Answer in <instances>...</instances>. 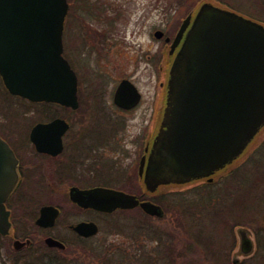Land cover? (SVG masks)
<instances>
[{
	"label": "water",
	"instance_id": "water-1",
	"mask_svg": "<svg viewBox=\"0 0 264 264\" xmlns=\"http://www.w3.org/2000/svg\"><path fill=\"white\" fill-rule=\"evenodd\" d=\"M68 10L67 0H0V76L12 95L79 108L78 78L63 56ZM191 19L184 20L175 38L178 45L188 29L170 70L162 125L146 168L144 183L150 192L214 175L239 158L264 126V25L209 2ZM163 35L155 33L158 39ZM140 99L129 80L120 83L114 97L124 109L135 107ZM68 127L60 118L39 123L31 139L40 151L58 153ZM36 133L55 134L57 145L50 150L38 143L42 140ZM2 142L7 153L0 159V232L6 234L9 214L4 202L18 175L17 160ZM71 198L107 213L140 206L151 216L164 215L159 205L113 189L73 188ZM56 215L46 207L38 223L53 225ZM75 229L84 236L98 231L95 224L86 223ZM47 243L64 248L54 239ZM243 245L246 253L252 252L250 239Z\"/></svg>",
	"mask_w": 264,
	"mask_h": 264
},
{
	"label": "rangeland",
	"instance_id": "rangeland-1",
	"mask_svg": "<svg viewBox=\"0 0 264 264\" xmlns=\"http://www.w3.org/2000/svg\"><path fill=\"white\" fill-rule=\"evenodd\" d=\"M204 2L234 10L264 25V0H71L72 13H76L81 19H78L80 22L72 29V37L70 34L65 41L64 56L78 78V97L82 94V108L85 109V113L66 112L62 110V106L48 108L45 107V103H32L8 92L9 95H6L5 88L0 84L1 120H5L4 125L7 127H21L24 134L36 121L55 117L53 110L55 114L58 112L64 118L69 117L73 125H124L135 132L141 126H151L155 109L159 106L158 97H162L159 96L161 90L157 79V62L155 59L150 61L148 57L161 58L165 45L163 40L155 37V33L161 30L168 36H173L183 19ZM101 3H106L108 7L114 5L118 9L117 14L107 11L109 8L105 11L99 9ZM123 78L133 80L143 94L141 104L130 113L119 110L113 103V93ZM99 104L111 114L90 116L94 113L87 110L96 109ZM45 114L49 116L42 118ZM239 173L237 179L234 177V183L237 184L234 189L238 190V183L241 180L244 193L243 196L235 199L227 192L234 184L229 183L233 182L229 179ZM178 190L175 186L163 189L166 193L161 202H159V192L155 191L156 193L151 194L154 201L159 200L158 203L164 206L167 213L165 218H146L138 210L115 213L107 218L99 217L100 223L105 225L101 237H107V232H115L116 234L109 236V240L128 241L129 236L133 234L132 230L136 231L144 225L147 229L150 228L147 250L141 257L136 258V264H171L176 258L179 264H207V260H203L201 256L207 251L204 247L205 243H201L203 246L197 245L192 235L196 238L199 232L198 239L203 240L206 237L210 239L209 233L213 228H208L206 224L209 227L213 224L214 228H217L219 222L218 216H212L210 213L230 208L229 220H224L226 225L232 223L230 218L233 216V211L238 216L240 205L244 206L243 222L246 223L247 229L259 234V248L257 247L255 252L260 255L264 263L262 224L264 221V126L243 155L227 166L226 171L217 178L215 184L199 183L190 189H185L182 194ZM154 194L158 195L154 196ZM238 195L239 193L236 194ZM186 197L192 204L203 205L207 202V206L197 210V213L188 211L192 207L184 210L180 207V203L182 201L185 203ZM238 200L240 203H237ZM91 217L94 218V215ZM202 222L201 231H197ZM108 224L113 230L107 231ZM176 226H178L177 233ZM165 231H167L166 235L163 236L162 233ZM64 235L62 234L66 237L67 233ZM217 237L216 231L212 249L224 252L230 245L224 238L220 241ZM121 256L125 257V254ZM71 264H79L78 258Z\"/></svg>",
	"mask_w": 264,
	"mask_h": 264
},
{
	"label": "flooded vegetation",
	"instance_id": "flooded-vegetation-1",
	"mask_svg": "<svg viewBox=\"0 0 264 264\" xmlns=\"http://www.w3.org/2000/svg\"><path fill=\"white\" fill-rule=\"evenodd\" d=\"M68 2L70 8L65 23L64 44L70 34L72 37V29L80 22L78 19H81L76 13H72L71 0H68ZM107 8H109L107 11L117 14L118 9L114 5L108 7L106 3H101L99 7L102 11ZM181 25L182 23L176 28L173 36H168L164 32V37L161 40L165 42V45L161 58L148 57L150 61L155 59L157 62V79L161 90L159 96L162 97H158L159 106L155 109L151 126H141L135 132L124 125H73L68 119L69 117H66V119L64 116H60L58 112V115L55 114L56 112L53 110L55 117L49 120L36 121L24 134V131H21L19 126L7 127L4 125L5 120H1L0 115V159L1 157L5 158L7 153L6 149H1L2 141H4V143L8 144L17 160L16 172L18 175L15 188L4 202L5 210L9 214V230L6 234L0 232V264H71L76 258H78L79 264H136V258L144 254V251L147 250V238L150 234V228L147 229L146 226L141 225L140 229L132 230L133 234L129 236L128 241L119 240L118 242H112L108 238L116 233L107 232V237H101L103 226L105 225L100 223L99 217L107 218L115 213L134 210L142 212L146 218H165L167 216L164 206L151 198L152 193L146 189L144 178L153 144L162 125L166 107L165 93L168 72L182 43L181 41L180 44L173 45ZM168 38L170 39L169 41H167ZM81 95L78 97L80 104L78 109L62 107V110L72 113H85V109L82 108L83 97L81 98ZM141 101H143V94ZM141 101L136 107L141 104ZM113 103L115 104L114 95ZM53 106L61 107L56 104ZM116 106L119 110L128 113L135 111L136 108L123 109L118 105ZM93 109L87 110L94 113V115L90 116L111 114L101 104L96 109ZM57 118L65 120L69 126L61 137V151L58 153L55 150L52 152L40 151L38 145L31 139L33 130L38 123H48ZM35 137L42 140L38 141V143L50 146V150L58 143L55 134L47 133L44 135L40 133L38 135L36 133ZM143 166L144 171L142 173ZM226 168L210 177L192 180L184 184H171L161 187L165 189L169 186H175L182 194L185 189H190V187L199 185V183L213 185L217 178L226 171ZM239 176L240 173L232 175L229 181L233 182L229 183H234V177L237 179ZM238 185V190L234 189L237 187V184L234 183L227 192L231 196L233 195L235 199L243 196L242 193H244L241 180ZM161 187L156 191L159 192L160 196L166 193L163 189L161 190ZM73 188L83 191L96 188L120 190L136 196L140 202L150 201L159 205L164 215L163 217L150 216L140 206L133 209H117L112 213L102 212L93 207L81 206L71 198V190ZM238 193L239 195L236 196ZM184 199L185 203L182 201L180 207L182 209L192 207L188 210L192 213L193 211L197 213V210L204 209L207 206V202L203 203V205L192 204L187 197ZM46 207H52L57 212L53 225H40L38 223L42 217V210ZM243 208L244 206L239 205L238 216L233 211V216L230 218L232 223L229 222L226 225L224 220H229L230 208L220 209L216 213L211 212L212 216H218L219 222H217V228H214L213 224L211 227L206 224L208 228H213L209 233L211 235L210 239L209 237L203 240L198 239V236H200L199 232H197L196 238L192 235L197 245L203 246L201 243H205L204 247L208 251L202 253L201 256L203 260H207V264H264L260 255L255 252L259 246V234L256 231L247 229L246 223L243 222ZM90 214L94 215V218ZM220 218L222 219L220 220ZM82 223L95 224L98 228L97 233L90 236L81 235L75 228ZM262 224L264 226V221ZM200 225L197 231H201L203 222ZM110 229L111 227L108 224L107 231ZM177 230L178 226H176V233ZM216 231L218 232V240L222 241L221 238H224L230 245L224 252L212 249L214 248L212 244L215 240ZM166 232H163L162 235L165 236ZM64 233H67L66 237L62 236ZM117 234L119 235V233ZM247 238L251 240L253 246L250 253L245 252V246L243 245L244 239ZM48 239H54L62 243L64 248L50 246L47 243ZM16 242H18L19 246L16 245ZM124 250L127 253L125 252V257H122L121 253ZM77 253L79 254L78 256ZM122 258H125V260ZM171 264H179L178 258L174 259Z\"/></svg>",
	"mask_w": 264,
	"mask_h": 264
},
{
	"label": "trees",
	"instance_id": "trees-1",
	"mask_svg": "<svg viewBox=\"0 0 264 264\" xmlns=\"http://www.w3.org/2000/svg\"><path fill=\"white\" fill-rule=\"evenodd\" d=\"M6 95H9L8 93H7V91H6ZM45 105V107H48V108H50V107H53V105H51V104H44ZM49 116V114H45V116H42V118H46V117H48ZM160 197V201L159 202H161V200H164V198H165V195L164 194H162V196H159ZM154 200V199H153ZM157 201V202H158ZM240 203V202H239ZM207 251H208V249H207ZM127 253V251L126 250H124L121 254H123V253Z\"/></svg>",
	"mask_w": 264,
	"mask_h": 264
}]
</instances>
